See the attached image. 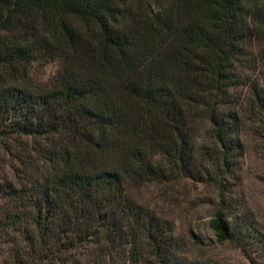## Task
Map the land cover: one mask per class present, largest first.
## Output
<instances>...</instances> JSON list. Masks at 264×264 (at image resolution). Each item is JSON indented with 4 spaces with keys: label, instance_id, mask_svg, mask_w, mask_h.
<instances>
[{
    "label": "trees",
    "instance_id": "16d2710c",
    "mask_svg": "<svg viewBox=\"0 0 264 264\" xmlns=\"http://www.w3.org/2000/svg\"><path fill=\"white\" fill-rule=\"evenodd\" d=\"M245 137L264 152V0H0V264H197L143 197L188 180L240 248Z\"/></svg>",
    "mask_w": 264,
    "mask_h": 264
},
{
    "label": "rangeland",
    "instance_id": "374dc122",
    "mask_svg": "<svg viewBox=\"0 0 264 264\" xmlns=\"http://www.w3.org/2000/svg\"><path fill=\"white\" fill-rule=\"evenodd\" d=\"M58 68L56 62H45L32 71L37 80L47 81ZM245 144V155L240 158L233 181L234 196L241 206L237 221L249 223L243 228L240 248L229 241H218L209 226L217 199L212 188L188 180L173 187L150 186L143 190L146 202L160 207L162 215L173 222L175 235L183 243H194L192 250L185 253L192 262L264 264V152L258 139L245 137Z\"/></svg>",
    "mask_w": 264,
    "mask_h": 264
}]
</instances>
